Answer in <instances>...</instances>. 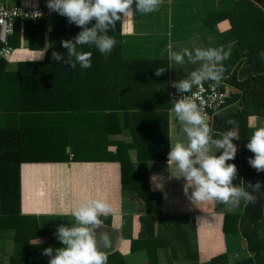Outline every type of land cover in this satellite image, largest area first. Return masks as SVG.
<instances>
[{"label":"crops","instance_id":"obj_1","mask_svg":"<svg viewBox=\"0 0 264 264\" xmlns=\"http://www.w3.org/2000/svg\"><path fill=\"white\" fill-rule=\"evenodd\" d=\"M15 1L25 5L47 2ZM236 1L241 0H162L157 11L135 13L124 23L122 31L121 22L109 30L108 34L116 41L119 37L120 59L116 57L117 44L110 53L113 60H105L93 46L90 50L96 56L91 58V68L82 69L78 64L72 68L67 63L48 66L54 91L49 99L50 117L47 116L50 130L46 131L51 139L39 142L56 145L54 141H60L62 134L69 157L66 161L20 164L21 214L35 216L38 226L47 231L46 235L31 240L38 245L44 243L31 249V261L48 264L49 257L42 255L43 249L62 247L54 236L57 226H71L74 223L71 209L90 198L104 199L111 207L110 214L101 216L102 223L95 229L107 261L121 257L126 264H231L247 253L239 231L223 229L225 215L240 212L243 201L232 211L217 201L191 203L183 191L184 179L170 178L167 171L169 139L181 135L178 122L170 113L172 106L167 95L170 82L187 77L199 66L189 63L187 57L182 65L170 62L168 48L235 50L237 40L229 20L209 26L204 17L227 10ZM59 19L63 27L72 31L67 39L81 31L66 17L57 16ZM41 21L42 31L32 34L34 47L23 37V24L20 25L18 43L13 39L14 46L4 56L5 72L16 71L20 62L44 59L55 40V21L53 17ZM78 50L82 51V46ZM65 58L68 59L67 50ZM46 65H29L27 68L33 71L28 75L38 78L37 68L46 70ZM159 67L167 70L156 76L154 72ZM222 82L219 85L229 93L228 100L239 92ZM23 99L22 96L20 101ZM30 100L35 108L42 105L36 103V98ZM235 106L236 101L217 110H233ZM252 117L257 118V124L263 122V117L257 114L247 117L249 138L254 131L250 127ZM48 148L52 147L43 149ZM117 154L128 157L135 166L144 165L149 188L160 193L159 203L146 206L134 190L123 188L120 163L112 158ZM235 162L236 156L229 161ZM239 183L238 178L233 181L234 185ZM146 211L154 217L152 234L143 230L141 224L140 218ZM259 235L264 237V200ZM105 236L111 241L110 247H104ZM133 241L136 242L131 248ZM144 243L152 246L150 254ZM25 253L24 244L15 240L14 229H0V264H25Z\"/></svg>","mask_w":264,"mask_h":264},{"label":"trees","instance_id":"obj_2","mask_svg":"<svg viewBox=\"0 0 264 264\" xmlns=\"http://www.w3.org/2000/svg\"><path fill=\"white\" fill-rule=\"evenodd\" d=\"M224 19L229 20L231 24L236 36L237 48L230 51V57L223 62L225 71L222 83L233 86L239 92L227 101L228 104L236 101L237 106L233 110L230 108L227 110L216 109L210 125L214 133L236 128L240 138L233 141L238 149L235 162L238 169L237 178L239 180L243 178L253 185L259 181L264 187V172H257L249 165L248 158L252 157L253 153L246 148L249 139L246 132L247 117L257 114L263 117L264 122V0L236 1L227 10L208 14L204 17V22L213 26ZM41 20L36 23L26 20L21 27L23 37L30 41V47H34L32 34L42 31ZM53 20L55 21V40L47 49L42 61H23L19 63L16 71L5 72V59L3 56L0 57V229L12 228L15 230V240L23 243L25 247V258H27L25 264H37L30 260V251L36 246H44V243L38 245L31 240L46 235L47 231L38 226L35 216L21 214L20 164L37 161H66L69 157L64 150L66 137L62 138V134L60 141H54L56 145L39 142L42 139L48 141L51 139L46 131L50 130L47 125L50 124V118L47 116L50 117L51 104L49 99L51 92L54 91L51 90V72L48 66L58 63L51 58L52 52L62 53L66 60V49L61 46L60 41L67 39L68 34L72 33L62 26L61 19L57 21L56 15L53 16ZM117 24L119 25V21ZM21 28L17 22L14 32L7 38L9 46H14L13 39L15 41L17 39L18 43ZM3 45L4 43L0 40V48ZM82 48V51H89L93 46L83 45ZM222 48L229 51L226 47ZM119 49L118 37L117 59H120ZM95 56L92 55V57ZM111 56L109 54L105 60L115 59L114 56ZM35 64H48L46 70H44L45 68H37L36 71L40 72L38 78L28 75L33 70L27 67ZM22 96L24 99L20 101ZM31 98H36V103H42V105H36L35 108L34 105L30 104ZM17 102L20 104L19 106H15ZM230 119L236 121V126L227 123ZM34 146H40V148ZM46 146L52 148L43 149ZM59 153L62 155H57ZM112 158L120 163L123 188L130 187L134 190L144 200L146 206L159 203L160 193L149 188L143 164L135 166L128 157L120 154L114 155ZM248 190L251 191V189ZM254 195L257 196L256 203L247 206L243 203L240 212L225 215L224 231L232 229L239 231L247 250L244 256L237 258L231 264H262L264 259V237L259 235V222L263 214L264 189L254 193ZM146 212V215L140 218L141 224L143 230L152 234L154 217L152 213ZM134 242L136 241L132 242L131 248H134ZM145 246L148 254H150L152 246L150 244ZM107 264L126 263L119 257L117 260L107 261Z\"/></svg>","mask_w":264,"mask_h":264},{"label":"clouds","instance_id":"obj_3","mask_svg":"<svg viewBox=\"0 0 264 264\" xmlns=\"http://www.w3.org/2000/svg\"><path fill=\"white\" fill-rule=\"evenodd\" d=\"M161 3L162 0H47L50 12L66 17L70 24L81 29L75 37L60 41L67 50V60L58 51H53L51 58L72 68L77 64L82 69L91 68L92 52L80 51L79 46H95L107 57L117 44L114 36L108 34L109 30H114L119 21L122 31L124 23L135 13L157 11ZM32 16L40 17L41 13L33 12ZM230 54V50L225 51L222 47L184 48L181 51H174L171 46L168 48L170 62L182 65L187 57L189 63L199 66L187 77L170 82L180 94L171 101L170 113L178 122L181 135L169 139L167 171L170 178L184 179L183 191L191 203L217 201L228 211L238 207L241 201L245 206L256 203L254 193L264 189L261 182L253 185L243 178L238 185L233 184L238 169L228 161L234 160L237 154V145L233 141L240 139L238 132L233 127L214 133L205 111V101L200 95L199 90L203 89L205 82L212 81L217 85L221 82L225 71L223 62ZM166 70L159 67L154 74L160 76ZM251 119L250 127L254 131L246 148L253 156L248 158V163L257 172H264V122L257 124L256 117ZM227 123L236 126L234 120ZM110 212L109 203L101 198H90L74 206L70 211L74 223L71 226L60 224L54 232L62 247L43 249L42 255L49 257L48 264H107V254L98 245L95 229L102 223L100 217H106ZM103 244L104 247L111 246L107 236Z\"/></svg>","mask_w":264,"mask_h":264},{"label":"built area","instance_id":"obj_4","mask_svg":"<svg viewBox=\"0 0 264 264\" xmlns=\"http://www.w3.org/2000/svg\"><path fill=\"white\" fill-rule=\"evenodd\" d=\"M47 2L43 4H17L15 0H0V40L4 45L0 48V57L9 55L11 48L7 44V38L14 32L17 22L20 25L26 20H31L36 23L41 19H51L53 16H61L56 12H50L46 6ZM33 12H40V17H33ZM193 91H198L193 88ZM201 97L205 101V111L208 114L211 123L213 113L216 109L224 107L228 101L229 93L212 81H207L203 85V89L199 90ZM168 99L171 101L178 98L180 95L176 89L170 86L168 92ZM172 106V103H171Z\"/></svg>","mask_w":264,"mask_h":264}]
</instances>
